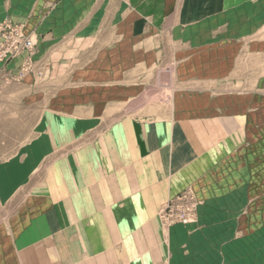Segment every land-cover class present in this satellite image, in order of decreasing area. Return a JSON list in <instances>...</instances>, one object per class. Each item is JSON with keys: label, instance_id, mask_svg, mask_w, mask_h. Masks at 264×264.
<instances>
[{"label": "crops", "instance_id": "obj_1", "mask_svg": "<svg viewBox=\"0 0 264 264\" xmlns=\"http://www.w3.org/2000/svg\"><path fill=\"white\" fill-rule=\"evenodd\" d=\"M130 1V13L180 12L181 23L198 28L225 18L247 35L261 26L264 40V0ZM134 17L114 22L116 36L92 39L106 46L82 68H66L59 93L63 74L53 63L52 95L37 102L32 137L0 158V264H201L194 253L203 234L207 244L208 231L236 230L234 203L248 188L246 139L230 135L227 116L107 115L105 95L138 76L137 46L152 41ZM154 22L149 30L170 27L169 19ZM59 31L67 37L50 39L57 45L89 39L72 26ZM189 187L203 202L198 223L164 229L160 207Z\"/></svg>", "mask_w": 264, "mask_h": 264}, {"label": "rangeland", "instance_id": "obj_2", "mask_svg": "<svg viewBox=\"0 0 264 264\" xmlns=\"http://www.w3.org/2000/svg\"><path fill=\"white\" fill-rule=\"evenodd\" d=\"M0 2L4 12L0 19V158L11 155L32 137L43 111L37 102L43 107L52 95L49 86L53 63L63 74L58 78L59 93L67 85L64 82L66 68L71 71L87 65V60L106 42L92 39L116 36L114 22L135 16L138 21L147 23L148 28L143 32H147L152 41L149 39L137 46L138 76H127L121 92L105 95L110 105L107 115L171 117L179 113L194 115L196 111L197 117L227 116L230 135L235 139L244 132L248 188L236 196V230L208 231L206 240L210 243L207 244L204 234L200 235L201 251L194 253V259L201 260V264H264V40L261 26L250 25L247 35L243 33L245 27H232L230 18H225L216 28H198L193 27L198 22L191 26L181 23L184 21L181 15L185 14L180 12L165 14V18L161 13L131 12V15L129 10L135 6L130 0ZM168 19L170 27L162 28L160 22ZM152 22L160 27L149 30ZM69 26L75 33H88L89 39L52 43L58 37H67L65 31L61 34L59 29ZM146 51L148 56L141 54ZM52 53L55 54L53 61ZM123 55L130 57L127 51ZM144 56L147 60H140ZM58 93V97L63 95ZM188 191L196 195L198 202L194 222L165 224L161 217L164 206ZM202 204L195 190L189 187L162 204L158 218L166 230L178 225L195 226Z\"/></svg>", "mask_w": 264, "mask_h": 264}, {"label": "built area", "instance_id": "obj_3", "mask_svg": "<svg viewBox=\"0 0 264 264\" xmlns=\"http://www.w3.org/2000/svg\"><path fill=\"white\" fill-rule=\"evenodd\" d=\"M197 205L196 195L191 191L184 192L164 206L162 220L167 225L190 224L195 220Z\"/></svg>", "mask_w": 264, "mask_h": 264}]
</instances>
